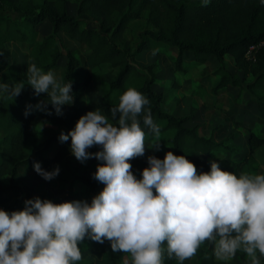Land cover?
<instances>
[{
  "label": "trees",
  "instance_id": "trees-1",
  "mask_svg": "<svg viewBox=\"0 0 264 264\" xmlns=\"http://www.w3.org/2000/svg\"><path fill=\"white\" fill-rule=\"evenodd\" d=\"M67 1L0 0V12L10 9L18 14L17 18L0 14V52L7 42L25 43L26 56L44 72L55 71L60 59L64 58L63 81L72 82L74 95L68 117L52 114L54 109L50 104L47 107L50 115L33 110L25 117L26 106L46 101L47 94H33L27 85L24 65L0 62V82L9 85L25 83L19 96L0 97V210H23L24 201L35 197L53 202L50 189L61 184L65 185V197L68 198H63L62 202L80 200L75 185L83 192L99 194L104 185L93 179L95 172L88 174L66 165L64 159L70 151V140L61 143L59 133L55 131L42 136L40 125L67 126L71 131L78 119L91 109H100L108 115V110L118 105L119 96L129 87L149 100L146 107L151 109L154 122L160 126L161 142L174 155H185L196 166L198 174L210 171V161L218 162L221 170L237 176L246 171V166L253 160L254 150L264 145V134L249 132L247 149L235 160L213 158L214 153L236 155L235 133L227 131L224 136L216 138L215 132L220 125L212 127L206 136L199 134L197 124L187 126L197 109L192 103L178 112L181 114L164 110L161 107L162 91L152 88L156 82L155 63L140 65L135 57L142 51L153 52L162 44L169 45L177 49L174 70L183 72V52L191 53L195 65L212 56L217 62L212 75L218 78L210 88L212 94L226 87H244L260 99L258 105H264V46L256 51L254 62L244 58L250 44L264 39V4L261 0H210L207 6L203 0H74L75 16L68 13ZM85 19L94 25L87 26ZM138 19H143L146 26L132 45L124 33L127 24ZM43 21L49 23V31L39 35L37 26ZM60 33L84 47L82 60L77 58L72 48L61 43ZM225 55L231 57L240 76L225 68ZM79 66L96 72L100 91L97 101L79 102L85 86L84 78L77 75ZM247 76L252 79L244 82ZM175 104L184 106L180 97L175 98ZM230 122L236 127L239 125L232 119ZM141 127H144L142 117ZM144 131L147 134L145 141L150 142L149 130L146 128ZM52 145L55 146L53 153L50 152ZM99 150L98 147L88 149L90 153ZM196 154L204 156V161H199ZM34 162L46 171L59 167V174L51 181H45L34 172ZM228 164H232L229 169ZM20 171L28 175V183L21 184L18 178ZM141 171L134 173L137 179L141 178ZM41 180L45 181V187L37 192L36 187ZM98 245L85 238L79 246L83 252ZM212 253L211 245L205 244L196 255L203 259ZM125 258L126 254L115 252L110 264H124ZM164 264L178 262L165 255Z\"/></svg>",
  "mask_w": 264,
  "mask_h": 264
},
{
  "label": "clouds",
  "instance_id": "clouds-1",
  "mask_svg": "<svg viewBox=\"0 0 264 264\" xmlns=\"http://www.w3.org/2000/svg\"><path fill=\"white\" fill-rule=\"evenodd\" d=\"M209 2L203 0L204 6ZM26 81L35 96L45 93L47 100L26 106L25 117L33 110L50 115L49 104L59 116L63 106L73 103L72 82L63 83L35 63L27 67ZM24 87L22 81L0 82V97L15 98ZM148 105L142 93L129 87L108 110L115 124L95 109L82 115L67 134H60L61 143L70 140V153L77 161L100 162L93 179L104 187L91 203L57 204L35 197L24 201L23 210H0V264H78L85 238L107 241L114 253L126 254L124 264H164L165 255L184 264L205 244L212 246L218 261H230L242 252L250 264H261L264 174L237 176L215 161L209 162L210 171L198 174L185 155L167 151L163 159L149 155L148 167L137 179L129 161L143 157L146 149L161 150V129ZM141 117L152 137L149 148ZM93 147L100 150L90 153ZM33 170L45 181L60 171H46L38 162Z\"/></svg>",
  "mask_w": 264,
  "mask_h": 264
},
{
  "label": "rangeland",
  "instance_id": "rangeland-1",
  "mask_svg": "<svg viewBox=\"0 0 264 264\" xmlns=\"http://www.w3.org/2000/svg\"><path fill=\"white\" fill-rule=\"evenodd\" d=\"M39 2L40 0H34ZM76 4L74 0L67 1L68 13L75 16ZM0 14H6L12 18H17L18 14H14L10 9L1 11ZM87 26H93L94 23L85 19ZM146 26L143 19L133 20L127 24L125 31L126 38L129 39L133 45L137 39L140 31ZM39 35L46 34L49 31V23L43 21L37 26ZM61 43L67 48H72L75 55L79 60L83 59L85 53L84 47L80 44L69 40L62 33L59 34ZM159 51L152 55L150 51H142L136 57L135 61L140 65H146L154 62L156 65V82L153 85V89L156 91H162L163 99L161 107L169 113H178L183 107L189 104H194L197 109L190 121L186 123L187 126L194 124L198 125V132L201 135H208L210 129L216 125L221 127L215 132L216 138H220L226 134L227 131H233L235 133L234 143L238 146L236 155H229L227 153H214L213 158L224 159L227 161L235 160L247 149L246 137L249 132H253L256 135L264 134V105H258L260 99L255 94L250 93L247 89H238L237 87H226L217 91L216 94H212L210 88L217 82V77L212 75L213 69L216 67L217 62L214 57L209 56L206 61L202 64H193L192 55L189 52H183V68L185 71L177 72L174 70V57L177 49L175 47L162 44ZM2 55H0V62L6 61L10 64L24 65L27 67L33 63L31 59L26 56L27 46L21 42H7L3 49ZM225 68L240 76L241 73L235 69L233 62L229 55L224 56ZM63 67L64 58L60 59L59 66L53 71L57 79L63 81ZM101 70V68H99ZM77 75H81L85 80V86L83 87L80 95V103L83 104L87 100L97 101L100 97L99 84L95 79V71L92 72L88 68L79 66L77 69ZM252 78L247 76L244 82L250 81ZM174 82V83H173ZM182 98L183 105L176 106L175 98ZM91 109L89 111H93ZM88 111V112H89ZM56 115L55 111L51 112ZM103 114V113H102ZM71 115L70 105L63 106L62 116L68 117ZM105 115V114H104ZM111 120L110 113L106 115ZM237 121L238 126H234L230 120ZM146 128L143 127V130ZM58 132L59 136L61 133L67 134L69 129L67 126H43L40 130L42 136H48L52 132ZM161 140V136H160ZM151 142V141H150ZM150 142L145 141V147H150ZM55 146H51L50 152L54 150ZM161 150L154 152L150 149H146L143 157H138L129 161L132 165L133 174L137 170H143L148 167L147 157L154 155L158 159H163L165 152L169 151L168 147L160 142ZM196 158L199 161H204L205 157L196 154ZM65 162L68 167H77L79 171L93 174L96 171L98 165L97 160L88 159L83 163L77 161L74 156L71 155L70 151L65 158ZM232 164H228V169L231 168ZM245 172H252L256 174H264V145L258 147L253 152V160L246 166ZM28 175H25L20 171L19 180L21 184L28 183ZM45 187V181L41 180L36 191L39 192ZM75 189L78 193V198L83 201L91 203V199L98 195L96 193L83 192L78 185H75ZM53 196V203H61L65 197V185H57L50 189ZM212 249V246H211ZM114 256V252L107 241L103 244H99L97 247L88 248L82 252V260L78 264H110V258ZM126 260V258H125ZM124 260V261H125ZM184 264H250L247 257L242 252H237L236 256L227 262L218 261L212 254H207L203 259H199L195 255L190 260H185ZM261 264H264V259L261 260Z\"/></svg>",
  "mask_w": 264,
  "mask_h": 264
},
{
  "label": "built area",
  "instance_id": "built-area-1",
  "mask_svg": "<svg viewBox=\"0 0 264 264\" xmlns=\"http://www.w3.org/2000/svg\"><path fill=\"white\" fill-rule=\"evenodd\" d=\"M263 46H264V39L260 40V41L257 42V43L250 44V45L247 47V49L245 50L244 58H245L247 61L254 62L256 51H257L259 48L263 47Z\"/></svg>",
  "mask_w": 264,
  "mask_h": 264
},
{
  "label": "crops",
  "instance_id": "crops-1",
  "mask_svg": "<svg viewBox=\"0 0 264 264\" xmlns=\"http://www.w3.org/2000/svg\"><path fill=\"white\" fill-rule=\"evenodd\" d=\"M209 58V57H208ZM68 129H69V127H68ZM263 146V145H262ZM66 158V157H65ZM65 160V159H64ZM66 163V162H65ZM67 165V164H66ZM71 168V167H70Z\"/></svg>",
  "mask_w": 264,
  "mask_h": 264
}]
</instances>
